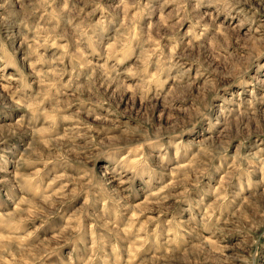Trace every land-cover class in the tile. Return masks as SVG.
Instances as JSON below:
<instances>
[{
	"label": "rangeland",
	"instance_id": "1",
	"mask_svg": "<svg viewBox=\"0 0 264 264\" xmlns=\"http://www.w3.org/2000/svg\"><path fill=\"white\" fill-rule=\"evenodd\" d=\"M0 264H264V0H0Z\"/></svg>",
	"mask_w": 264,
	"mask_h": 264
}]
</instances>
